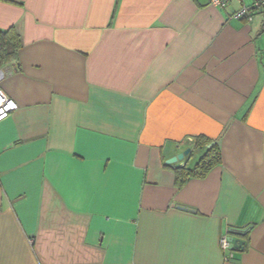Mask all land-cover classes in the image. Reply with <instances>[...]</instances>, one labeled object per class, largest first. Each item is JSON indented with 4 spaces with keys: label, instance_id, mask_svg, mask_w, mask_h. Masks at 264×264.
<instances>
[{
    "label": "crops",
    "instance_id": "1",
    "mask_svg": "<svg viewBox=\"0 0 264 264\" xmlns=\"http://www.w3.org/2000/svg\"><path fill=\"white\" fill-rule=\"evenodd\" d=\"M222 1L0 0V264H264V14Z\"/></svg>",
    "mask_w": 264,
    "mask_h": 264
},
{
    "label": "trees",
    "instance_id": "2",
    "mask_svg": "<svg viewBox=\"0 0 264 264\" xmlns=\"http://www.w3.org/2000/svg\"><path fill=\"white\" fill-rule=\"evenodd\" d=\"M21 48V37L16 29L0 30V66H4L12 61ZM213 143L214 145L209 147ZM195 149L203 150L204 153L194 168L190 169L186 166L175 168L177 181L181 186L192 178L206 177L222 163L221 149L217 142L200 136L196 139Z\"/></svg>",
    "mask_w": 264,
    "mask_h": 264
},
{
    "label": "built area",
    "instance_id": "3",
    "mask_svg": "<svg viewBox=\"0 0 264 264\" xmlns=\"http://www.w3.org/2000/svg\"><path fill=\"white\" fill-rule=\"evenodd\" d=\"M240 3L244 4L245 0H238ZM212 4L215 6H223L226 1L222 0H211ZM261 13L264 14V0H251L250 5H243L242 9L235 14L237 19H247L248 21H252L256 14ZM6 78V71L4 67L0 66V99H3L6 103L10 104L8 107H4V105H0V108H3V111H0V123L7 120L12 114H14L17 109V103L12 100L7 94L4 92L2 88V83ZM221 250L227 253L226 258H233V243L229 236L225 235L221 238L220 241Z\"/></svg>",
    "mask_w": 264,
    "mask_h": 264
},
{
    "label": "water",
    "instance_id": "4",
    "mask_svg": "<svg viewBox=\"0 0 264 264\" xmlns=\"http://www.w3.org/2000/svg\"><path fill=\"white\" fill-rule=\"evenodd\" d=\"M214 145L211 144L209 147H212ZM191 150H186L185 152H183L182 154H179L178 156L176 157H173L171 158L170 160L167 161V164L168 165H171V164H175L177 163L178 161H181L183 160L185 157H187L189 154H190ZM232 243H233V247L235 249H240V250H243V245H244V242L243 241H239V240H232Z\"/></svg>",
    "mask_w": 264,
    "mask_h": 264
},
{
    "label": "snow or ice",
    "instance_id": "5",
    "mask_svg": "<svg viewBox=\"0 0 264 264\" xmlns=\"http://www.w3.org/2000/svg\"><path fill=\"white\" fill-rule=\"evenodd\" d=\"M0 105H4V107L10 106V104L6 103L3 99H0ZM0 111H3V108H0Z\"/></svg>",
    "mask_w": 264,
    "mask_h": 264
}]
</instances>
